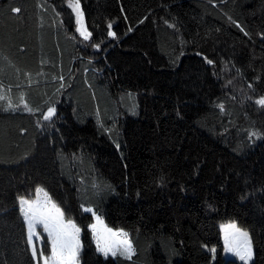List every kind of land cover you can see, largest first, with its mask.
<instances>
[{
    "label": "trees",
    "instance_id": "16d2710c",
    "mask_svg": "<svg viewBox=\"0 0 264 264\" xmlns=\"http://www.w3.org/2000/svg\"><path fill=\"white\" fill-rule=\"evenodd\" d=\"M79 1L89 40L66 0H0V264H36L38 186L80 264H101L93 215L127 233L111 264H244L224 221L264 264V0Z\"/></svg>",
    "mask_w": 264,
    "mask_h": 264
},
{
    "label": "rangeland",
    "instance_id": "374dc122",
    "mask_svg": "<svg viewBox=\"0 0 264 264\" xmlns=\"http://www.w3.org/2000/svg\"><path fill=\"white\" fill-rule=\"evenodd\" d=\"M70 3L74 4V3H76V0H66V5L71 9V12L73 14L77 34L81 38L85 39L84 36L81 35V32L85 31L86 34H89V32H88L86 25H85V22H84V17H83L80 1L78 0L79 8L76 10H74L73 7L69 6ZM80 14H82V15H80ZM89 38H90V35H89ZM89 38L85 39V40H89ZM38 189H42L43 191H38ZM45 193H46V191L42 187L38 186L35 189V194L33 197H31V198L22 197V198H24L25 200H28L30 202H38L41 206H43L46 215H50L51 217H58V214L56 213V209L53 208L52 205L54 204L57 208H59V207L54 203V201L49 197L48 194H47V197H45V195H44ZM19 202H20V199H19ZM24 207L27 208V205H25ZM59 210H60V212H62L60 208H59ZM93 216H94V222L92 223V225H95V231L93 230L92 227H90V228L92 230V233L94 236V241L96 244V250H97L96 256L98 258V261L101 264H111L113 262V255L111 254V252H109L107 255H105L103 252L98 251L97 239L98 238L100 239L101 246H105L106 244L112 243L113 241L120 242V241H123L126 239L129 242V240L127 237L119 235V233H125V232H123L121 230H113V229L107 227L104 224V222L102 221V219L99 218V220H97V216L96 215H93ZM24 219H25V217H24ZM58 219L65 226H67L66 231L69 234V237L71 239L73 247L78 245V252L75 256L74 264H80V261H79V253H80V249H81L80 231L78 234H76L75 230L73 228H71V226H68V221H71L72 224H74L76 226V228H79V227L72 220L67 219L64 214L62 217H59ZM25 222H26V226H27L28 240H29L28 221L25 219ZM230 225H235V229L229 227ZM219 227H220L221 238H222V242H223V255L224 256L225 255L230 256L228 258H231V257L236 258L245 264V262L242 261L239 258V256H237L235 254V252L227 250L228 245H226V237L228 238L229 242L233 246L239 245L240 247L244 248V247H246L245 241L242 237L239 236L238 232H236V229H238L240 232H247V231L245 229L241 228L240 226H238L234 221H224V222L220 223ZM109 229L111 230V232L108 231ZM112 233H117L118 235L113 236ZM43 235L46 236L47 247L49 248V254L43 253V245H44L43 240H42ZM247 242L250 243L251 252H252V258L247 262V264H249L253 260V247H252V244H251V241L249 238V234L247 237ZM29 244H30L32 254H33V249H35L37 252V257L35 258L36 264H44V257H51L53 254V252H52V238H50L48 235V232H46L44 230L43 223H36L35 224V230H34L33 235H32L31 243H29ZM41 253L43 254L42 256H41ZM50 264H54V262L50 261Z\"/></svg>",
    "mask_w": 264,
    "mask_h": 264
},
{
    "label": "snow or ice",
    "instance_id": "6c2138e0",
    "mask_svg": "<svg viewBox=\"0 0 264 264\" xmlns=\"http://www.w3.org/2000/svg\"><path fill=\"white\" fill-rule=\"evenodd\" d=\"M69 6L73 7L74 10L78 9V0H76V3L74 4L70 3ZM14 11H19V9H15ZM81 35H83L85 39H88L90 34H86L85 31H82ZM110 35H114V33H110ZM208 63H212V61L209 60ZM3 98L4 97H0V99ZM257 103L264 106V97L257 100ZM9 107H14V105L9 103ZM25 107L27 108V105H25ZM28 110L31 111V109ZM53 112L54 109L49 108L47 114L43 116V119H50ZM38 191L43 190L38 189ZM44 195L47 197V193ZM20 203L23 215L28 221L29 243H31L36 223H43L44 230L48 232L49 237L52 238L53 254L51 257H44V264H50V261L54 262V264H74V259L78 252V245L73 247L69 234L66 231L67 226L59 221L58 218L63 216V213L60 212L59 208H57L54 204L52 205V207L56 209L58 217H51L50 215H46L43 206H41L38 202H30L21 197ZM25 205H27V208L24 207ZM86 210L91 211V209ZM97 220H99V217H97ZM68 226H71V228L75 230L76 234L79 233L80 229L76 228V226L72 224L71 221H68ZM91 227L95 231V225H92ZM229 227L235 229V225H230ZM108 231L111 232L110 229ZM236 232H238L239 236L244 239L246 247L242 248L239 245L233 246L226 237V245H228L227 250L235 252V254L239 256V258L244 261L245 264H247V262L252 258L251 246L250 243L247 242L248 233L240 232L238 229H236ZM112 235L116 236L118 234L112 233ZM119 235L127 237V233H119ZM97 249L98 251L103 252L105 255H107L109 252H111L112 255H116L117 251H119L121 255H125L127 253L129 258L132 251L131 244L126 239L120 242L113 241L112 243L106 244L105 246H101L100 239L98 238ZM42 255L43 254L41 253V256ZM33 257H37V252L35 249H33Z\"/></svg>",
    "mask_w": 264,
    "mask_h": 264
},
{
    "label": "crops",
    "instance_id": "0c3cea01",
    "mask_svg": "<svg viewBox=\"0 0 264 264\" xmlns=\"http://www.w3.org/2000/svg\"><path fill=\"white\" fill-rule=\"evenodd\" d=\"M224 257L228 258V257H230V256H228V255H225Z\"/></svg>",
    "mask_w": 264,
    "mask_h": 264
}]
</instances>
